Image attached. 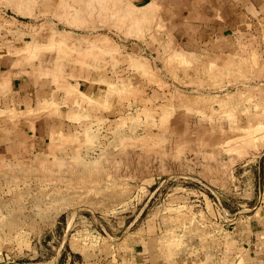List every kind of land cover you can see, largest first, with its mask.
Here are the masks:
<instances>
[{
    "label": "rangeland",
    "instance_id": "obj_1",
    "mask_svg": "<svg viewBox=\"0 0 264 264\" xmlns=\"http://www.w3.org/2000/svg\"><path fill=\"white\" fill-rule=\"evenodd\" d=\"M176 2L0 0L7 70L54 89L4 117L49 125L0 153V264H129L139 239L216 264L232 222L264 201L253 169H235L264 163V28L228 53H185Z\"/></svg>",
    "mask_w": 264,
    "mask_h": 264
},
{
    "label": "crops",
    "instance_id": "obj_2",
    "mask_svg": "<svg viewBox=\"0 0 264 264\" xmlns=\"http://www.w3.org/2000/svg\"><path fill=\"white\" fill-rule=\"evenodd\" d=\"M176 4L177 12L174 14L176 18L174 21L179 22L176 30L180 33L178 39L174 34L172 38L177 43V48L185 53L188 51L184 49L194 50L195 54L216 53L217 55L220 50L228 53L229 45L233 42L229 39L235 36L236 32H263L264 0H177ZM3 57L4 55H0V126L3 127L0 146L4 144L3 135L6 129L11 131L15 144L12 147H1L0 153L5 155L6 152L12 151L20 154V149L25 151V143L32 142V135L39 134V131L46 127L45 124L48 126L49 123H45L46 120L42 118L34 121L33 124L21 120L14 122L11 126L8 125L9 119L4 117H7L6 115L10 112L21 113L35 108L37 104L49 99L54 89L43 87L41 83H38L42 78H33L31 81L21 71L7 70L8 60ZM7 73L19 75L13 77L7 86H2L1 80ZM79 92L84 95V98L86 96L98 104L105 100L104 91L98 86H90L84 93ZM75 98L76 96L68 94L63 97L62 102L73 105ZM50 122L53 124L52 121ZM20 144L23 146L21 147ZM263 154L264 151L261 155ZM250 164L251 160L235 169L236 171L241 169L243 175L253 169L255 177L253 178L254 187L251 190L254 191L257 187L258 196L261 193L264 195V180L262 181L263 190H260V174L264 173V163L263 167L260 163L257 167L255 164L253 166ZM246 212L251 214L232 222L231 231L227 234L225 242L227 251L222 256L224 258L216 264H264L263 199L252 207L247 206ZM129 253L131 259L129 264H213L211 260L205 262L202 259L191 258L189 253L178 255L162 252L153 242L142 239L135 240Z\"/></svg>",
    "mask_w": 264,
    "mask_h": 264
}]
</instances>
